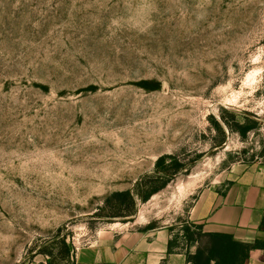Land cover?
<instances>
[{"label":"rangeland","instance_id":"1","mask_svg":"<svg viewBox=\"0 0 264 264\" xmlns=\"http://www.w3.org/2000/svg\"><path fill=\"white\" fill-rule=\"evenodd\" d=\"M260 159L264 0H0V264L193 231L202 190Z\"/></svg>","mask_w":264,"mask_h":264},{"label":"crops","instance_id":"2","mask_svg":"<svg viewBox=\"0 0 264 264\" xmlns=\"http://www.w3.org/2000/svg\"><path fill=\"white\" fill-rule=\"evenodd\" d=\"M187 225L254 244L245 264H264V159L240 161L224 171L202 190ZM185 228L106 230L96 241L78 248L72 264H190L188 255L206 242L188 237Z\"/></svg>","mask_w":264,"mask_h":264},{"label":"trees","instance_id":"3","mask_svg":"<svg viewBox=\"0 0 264 264\" xmlns=\"http://www.w3.org/2000/svg\"><path fill=\"white\" fill-rule=\"evenodd\" d=\"M234 123L242 130L245 126L236 121ZM122 195V194H119ZM148 197H145L146 199ZM188 237L197 236L198 239H204L205 244L200 246L196 253L189 254L190 264H245L248 260L250 251L254 247L251 243H242L233 239L232 235L222 233H206L202 231V226L194 225V230L185 228Z\"/></svg>","mask_w":264,"mask_h":264},{"label":"bare ground","instance_id":"4","mask_svg":"<svg viewBox=\"0 0 264 264\" xmlns=\"http://www.w3.org/2000/svg\"><path fill=\"white\" fill-rule=\"evenodd\" d=\"M249 77H250V75H249Z\"/></svg>","mask_w":264,"mask_h":264}]
</instances>
